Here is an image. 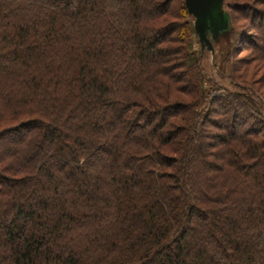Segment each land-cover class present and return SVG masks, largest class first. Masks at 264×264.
I'll list each match as a JSON object with an SVG mask.
<instances>
[{
    "label": "trees",
    "instance_id": "obj_1",
    "mask_svg": "<svg viewBox=\"0 0 264 264\" xmlns=\"http://www.w3.org/2000/svg\"><path fill=\"white\" fill-rule=\"evenodd\" d=\"M221 1L206 66L185 0H0V264H264V0Z\"/></svg>",
    "mask_w": 264,
    "mask_h": 264
},
{
    "label": "rangeland",
    "instance_id": "obj_2",
    "mask_svg": "<svg viewBox=\"0 0 264 264\" xmlns=\"http://www.w3.org/2000/svg\"><path fill=\"white\" fill-rule=\"evenodd\" d=\"M197 10L194 15L196 29L198 31L199 40L202 48L205 50L206 56L203 61L206 66L212 61L213 52L219 53L220 43L223 42L225 22L223 20L222 1L220 0H191ZM221 11V12H220ZM214 46V49H213ZM5 144L8 140H4ZM0 226V233H2Z\"/></svg>",
    "mask_w": 264,
    "mask_h": 264
},
{
    "label": "water",
    "instance_id": "obj_3",
    "mask_svg": "<svg viewBox=\"0 0 264 264\" xmlns=\"http://www.w3.org/2000/svg\"><path fill=\"white\" fill-rule=\"evenodd\" d=\"M221 1V0H220ZM186 4L188 5L190 11L194 14V15H197V10L193 4V2L191 0H185ZM221 10V9H220ZM221 12V11H220ZM196 24V23H195ZM197 30V29H196Z\"/></svg>",
    "mask_w": 264,
    "mask_h": 264
}]
</instances>
